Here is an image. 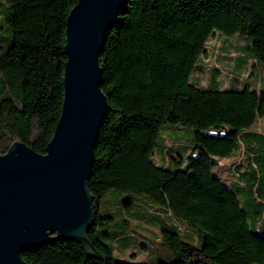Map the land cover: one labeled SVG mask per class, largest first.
I'll return each instance as SVG.
<instances>
[{
	"label": "trees",
	"instance_id": "1",
	"mask_svg": "<svg viewBox=\"0 0 264 264\" xmlns=\"http://www.w3.org/2000/svg\"><path fill=\"white\" fill-rule=\"evenodd\" d=\"M3 1L8 6L0 28V154L16 141L44 154L61 112L66 18L77 0ZM216 34L244 40L233 67L240 71L223 85L214 66L202 84L197 76ZM242 48L248 54L241 55ZM255 63L264 72V0H128L99 57L108 109L87 182L93 198L87 238L97 255L77 242L54 240L24 252L23 259L264 264V227L259 232L250 225L264 226V132L255 128L264 119V88L253 76ZM206 85L212 89L201 87ZM164 126L191 129L189 145L167 143ZM157 148L163 167L153 160ZM229 158L226 182L213 170L222 174L219 161ZM112 193L147 198L144 209L159 223L155 234L167 245L170 261L114 255L113 243L125 249L129 239L106 229L114 217L102 214L101 204Z\"/></svg>",
	"mask_w": 264,
	"mask_h": 264
},
{
	"label": "water",
	"instance_id": "2",
	"mask_svg": "<svg viewBox=\"0 0 264 264\" xmlns=\"http://www.w3.org/2000/svg\"><path fill=\"white\" fill-rule=\"evenodd\" d=\"M128 0H77L66 18L63 100L40 154L21 141L0 154V264H30L23 253L54 240L97 252L87 238L93 198L87 182L108 109L99 57Z\"/></svg>",
	"mask_w": 264,
	"mask_h": 264
},
{
	"label": "rangeland",
	"instance_id": "3",
	"mask_svg": "<svg viewBox=\"0 0 264 264\" xmlns=\"http://www.w3.org/2000/svg\"><path fill=\"white\" fill-rule=\"evenodd\" d=\"M7 6L8 5L4 3L3 0H0V28L5 26ZM243 45L244 40L238 35L227 37L221 34H216L212 37L207 43L209 53L207 57H204V72H199L197 76L200 82L202 84L206 82L209 70L215 66L218 69L216 77L217 80H222L223 85L226 84L229 80L231 72L238 73L240 71L239 67H233L236 56L239 54L238 50ZM240 53L241 55L242 53L244 55L248 54V52L243 48ZM255 65L256 68L254 69L256 73L253 72V76H257L256 80L261 81L262 87L264 88V72L262 71V67L259 63H255ZM246 74L247 73L240 74V77L244 78ZM201 87L205 89H212V86L210 85ZM256 125L255 128L260 127L261 132H264V119H260ZM171 130H175V134H171ZM163 137L166 138L167 142H172L177 139L176 141H181L182 143L189 145L191 138L193 137V131L183 127H180V129L177 130L172 129L171 126H164L162 129V138ZM188 150L189 148L186 147L185 152H183L184 157L187 156L186 153ZM240 152L241 151H237L234 155L236 160L242 158V154ZM153 160L159 167L165 166V162L161 159L158 148L154 151ZM231 161H233L231 158L219 161L222 174L220 173V169L215 168L213 170L215 174L219 173L226 182H229L230 180V176L227 175L226 169ZM146 200V197L132 193H112L103 199L101 204L102 214L111 212L114 217V221L110 223L106 229L128 236L127 238L129 239V244L125 249L120 246L117 247V242L113 243L115 248L114 255L117 258L127 261H139L150 258L156 259L158 257H160L163 261H170V257H168L170 251L167 248V245L162 240H158L157 235L155 234L158 232L157 226H159V223L157 221L150 220L148 215L149 213H147L144 209L145 205L149 206ZM125 203L127 206L132 204V207L129 208L128 211L126 210L127 207H125ZM142 217H145L147 220H140ZM125 222L127 224H125ZM250 225L252 229L259 232L263 231L264 226L261 224L254 225L253 222H250ZM148 228H150V231ZM140 243H147L151 247V251H148L147 253L146 249L141 247Z\"/></svg>",
	"mask_w": 264,
	"mask_h": 264
},
{
	"label": "crops",
	"instance_id": "4",
	"mask_svg": "<svg viewBox=\"0 0 264 264\" xmlns=\"http://www.w3.org/2000/svg\"><path fill=\"white\" fill-rule=\"evenodd\" d=\"M174 129H177V128H174ZM171 132H174V130H171ZM166 136H167V135H166ZM168 142H169V141H168ZM168 142H167V143H168Z\"/></svg>",
	"mask_w": 264,
	"mask_h": 264
}]
</instances>
